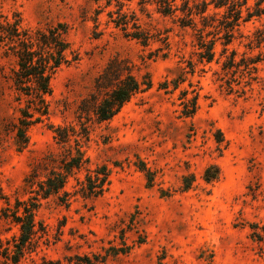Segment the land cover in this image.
<instances>
[{
    "label": "rangeland",
    "instance_id": "obj_1",
    "mask_svg": "<svg viewBox=\"0 0 264 264\" xmlns=\"http://www.w3.org/2000/svg\"><path fill=\"white\" fill-rule=\"evenodd\" d=\"M118 8L136 14L151 35L147 45L110 20L108 12ZM16 14L28 27L66 23L77 59L52 76L48 118L29 127L20 149L11 130L15 60L0 47V264H14L3 247L17 233L1 215L4 197L11 204L27 199L24 181L32 169L42 178L49 158L62 157L66 147L49 125L81 130L79 105L97 92L110 62L140 81L148 78L150 87L107 121L90 114L83 144L88 162L69 177L65 201L40 200L36 216L45 234L17 264H264V60L251 73L227 72L217 41L206 63L195 31L158 13L155 0H0V19ZM263 22L241 23V36L228 45L237 61L264 57V44L247 45ZM102 165L109 171L106 189L83 196L77 180ZM211 165L218 176L208 181Z\"/></svg>",
    "mask_w": 264,
    "mask_h": 264
},
{
    "label": "trees",
    "instance_id": "obj_2",
    "mask_svg": "<svg viewBox=\"0 0 264 264\" xmlns=\"http://www.w3.org/2000/svg\"><path fill=\"white\" fill-rule=\"evenodd\" d=\"M155 0L157 12L163 16H171L181 28H191L195 31L198 45V55L206 63L215 56V44L222 45L220 55L225 56L222 69L229 72L243 71L251 73L257 70L256 64L264 57L258 53L255 56H242L235 59L236 50L228 48L237 34H240L242 22L264 17V0ZM110 4V3H108ZM212 7V11L209 8ZM115 14V16H113ZM108 16L116 27H120L126 36L147 45L151 35L143 30L134 12L109 11ZM0 19V47L15 60L10 81L13 98L16 102L17 116L11 130L18 147L24 148L29 141L30 126L43 122L48 118L49 103L47 97L52 93L51 78L64 64L77 59L68 42L67 25L57 22L45 27H28L21 22L19 15ZM132 28V31L128 30ZM264 44V22L256 27L249 37L248 47H260ZM72 58H69V55ZM148 78L140 81L130 71L110 62L96 80V93L90 94L79 105L80 131L67 124H50L56 143L66 147L58 161L48 160V171L42 178L36 169L26 177L25 184L30 187L31 194L27 199L16 197L11 204L7 197L1 208V215L17 226V233L12 236V242L3 247V254L14 264L26 252L36 247L37 238L45 234L43 224L37 219L36 212L40 200L51 195H58L63 202L68 192L65 185L69 177L79 171L87 162L83 144L88 136L86 122L92 114L98 122L111 119L129 99L139 91L150 87ZM189 113L195 110V101ZM85 118L83 122L81 119ZM218 141L220 139H217ZM74 143V147L71 145ZM150 179V176L147 175ZM218 176L215 165L205 170V178L210 181ZM79 191L83 196L97 197L101 195L109 183V171L106 166L96 167L85 174L83 180H77ZM62 194V196H60Z\"/></svg>",
    "mask_w": 264,
    "mask_h": 264
}]
</instances>
